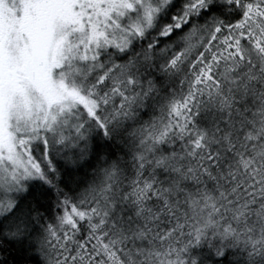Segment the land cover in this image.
<instances>
[{"label":"snow or ice","instance_id":"snow-or-ice-1","mask_svg":"<svg viewBox=\"0 0 264 264\" xmlns=\"http://www.w3.org/2000/svg\"><path fill=\"white\" fill-rule=\"evenodd\" d=\"M0 264H264V0H0Z\"/></svg>","mask_w":264,"mask_h":264},{"label":"trees","instance_id":"trees-1","mask_svg":"<svg viewBox=\"0 0 264 264\" xmlns=\"http://www.w3.org/2000/svg\"><path fill=\"white\" fill-rule=\"evenodd\" d=\"M15 255V254H14Z\"/></svg>","mask_w":264,"mask_h":264}]
</instances>
